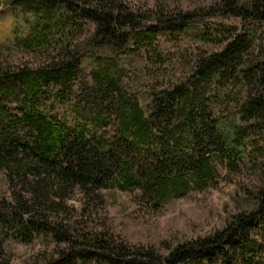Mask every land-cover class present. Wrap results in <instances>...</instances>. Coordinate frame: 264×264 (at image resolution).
<instances>
[{
    "label": "rangeland",
    "instance_id": "1",
    "mask_svg": "<svg viewBox=\"0 0 264 264\" xmlns=\"http://www.w3.org/2000/svg\"><path fill=\"white\" fill-rule=\"evenodd\" d=\"M117 1L140 14L143 26L139 30L154 31L150 40L139 43L132 39L135 32L128 31L129 40L118 51L94 50L83 45L93 30L92 26L85 27L89 30L78 31L79 38L68 49L74 52L72 58L77 71L66 86L51 81L45 94L33 105V97L21 91L19 83L14 84L8 95L0 93V106L8 114L0 122V133L16 131L22 140L32 142L34 133L25 119L40 112L50 123L66 125L78 135L83 132L86 139L95 141L107 159L104 165L110 172L109 180L99 189L95 188L89 198L79 185L70 191L65 186L66 190L60 191L64 189L61 187L64 179L58 175L62 171L59 166L56 171H48L39 160L29 158L30 162L24 164L32 168L25 167L21 174L16 163L1 168L0 264H81L67 262L76 253L70 251L69 243L52 235L55 230L66 231L70 227L73 236L77 231L89 238H92L90 234L102 235L117 244L124 243L131 250L153 249L163 256L167 255V248L180 242L204 238L224 229L234 215L253 207L247 195L250 191L257 194L264 171V136L259 130L264 125H258L255 119L245 122L241 117L240 108L250 89L241 71L252 60L264 61V23H243L237 18L220 17L216 8L222 0ZM15 3V0H0V69L10 70L15 76L25 66L39 73L51 71L54 61L58 67L63 66L64 60L71 56L60 46L47 53L15 48L16 40H25L33 26L32 17L15 10ZM181 14H193L195 18L189 24L178 25L173 33L155 19L179 20ZM238 37L243 46L235 58V66L214 77L198 112L209 119L207 122L216 123L222 132L247 133L243 141L244 159L236 161L235 171H229L221 165L220 156L224 154L218 151L214 155L216 175L208 185L191 187L185 195H174L157 203L156 184L168 174L170 179L180 175L156 171L146 151L150 145L123 151L113 106L97 98V107H94V101L84 94V88L89 92L96 88L92 71L99 62L115 63L123 96L148 111L152 91H172L176 85L187 84L201 62L221 53ZM109 115L107 127L96 122V118ZM176 122L174 118L173 124ZM255 123L256 131H253L251 125ZM109 153L113 154L108 156ZM130 173H146L141 178L144 184L127 187L124 174L130 176ZM43 220H47L45 225L50 233L42 227ZM82 247L91 250L86 245Z\"/></svg>",
    "mask_w": 264,
    "mask_h": 264
},
{
    "label": "trees",
    "instance_id": "2",
    "mask_svg": "<svg viewBox=\"0 0 264 264\" xmlns=\"http://www.w3.org/2000/svg\"><path fill=\"white\" fill-rule=\"evenodd\" d=\"M15 1V10H21L33 19L28 37L22 41L16 40V49H38L47 53L60 46L68 51V57L71 56L64 60L61 67L54 61L53 69L45 73L25 66L14 76L10 70L0 69V93L8 95L13 91L14 84L19 83L21 91L33 97L32 105L45 94L51 81L66 86L76 76L77 70L72 58L74 52L68 49L74 44V39L79 38L78 31H88V26L93 27L83 45L94 50L112 48L118 51L129 40L128 31L135 32L132 39L139 43L150 40L154 35L152 30H139L143 26L140 14L117 0ZM216 9L220 17L237 18L243 23H264V0H222L221 6ZM194 18L193 14H181L179 20L172 17L155 19L173 33L178 25L189 24ZM242 46V40L238 37L221 53L201 62L193 79L187 84L176 85L172 91H152L148 111L142 109L138 102L129 101L123 96L115 63L99 62L97 69L92 71L96 88L93 92L84 88V94L90 101H94V107H97V98L113 106L123 151L150 145L146 151L156 165V171L180 175L170 179L169 174H166L167 177L161 178L156 184L157 203L161 204L174 195H185L191 187L202 188L208 185L216 175L214 155L219 152L224 154L220 156L221 165L229 171H235L238 167L236 161L244 159L243 141L248 137L247 133L236 130L222 132L216 123L207 122L209 119L198 112L214 77L235 66V58L241 54ZM63 53L59 55L63 56ZM241 74L250 87L240 108L241 117L245 122L255 119L260 123L258 125H264V61H250ZM7 115L6 108L0 106V122ZM174 118L177 122L173 124ZM110 120V115L108 118H96V122L105 127L110 124ZM25 123L34 133L32 142L22 140L16 131L0 133V169L16 163L21 174L20 171H24L25 167L32 168L30 164H24L30 162L29 158L39 160V164L48 171H56L55 168L59 166L62 171H58V175L64 179L61 184L64 189L60 191L67 187L70 191L71 187L79 185L89 198L94 195L95 188L99 189L109 180L110 172L104 165L107 159L102 149L95 141L86 139L83 132L80 136L66 125L52 124L40 112L27 117ZM256 125H251L253 131H256ZM259 130L264 136V126ZM111 159L115 162L113 157ZM146 175L124 174V183L127 187L142 185ZM149 177L151 179V175ZM261 177L257 194L250 191L247 195V201L253 204L250 210L234 215L224 229L207 237L180 242L167 248V255H158L153 249L131 250L124 243L117 244L102 235L90 234L92 238H89L77 229L73 231L78 234L73 236L71 227L66 231L55 230L52 235L69 243L72 247L70 251L76 253L67 258L69 263L264 264V171ZM41 223L45 232L50 233L45 225L48 224L47 220ZM85 245L91 250L86 251L82 247Z\"/></svg>",
    "mask_w": 264,
    "mask_h": 264
}]
</instances>
